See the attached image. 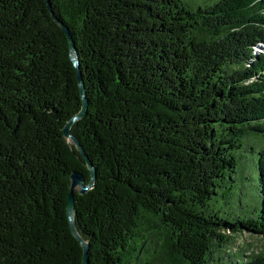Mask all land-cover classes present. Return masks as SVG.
Listing matches in <instances>:
<instances>
[{
    "label": "trees",
    "instance_id": "trees-1",
    "mask_svg": "<svg viewBox=\"0 0 264 264\" xmlns=\"http://www.w3.org/2000/svg\"><path fill=\"white\" fill-rule=\"evenodd\" d=\"M49 3L87 98L70 132L96 174L74 191L88 264H264L230 252L237 234L264 238V0ZM76 74L46 0H0V264H81L66 203L70 173H90L62 133ZM247 135L260 205L229 220L208 201Z\"/></svg>",
    "mask_w": 264,
    "mask_h": 264
},
{
    "label": "rangeland",
    "instance_id": "rangeland-1",
    "mask_svg": "<svg viewBox=\"0 0 264 264\" xmlns=\"http://www.w3.org/2000/svg\"><path fill=\"white\" fill-rule=\"evenodd\" d=\"M181 1L186 7L194 10L197 7L204 8L212 5L218 0ZM254 50L259 53L262 50L261 45L255 47ZM258 140L252 135L245 137V145L235 152L239 158L235 171L219 182L216 194L212 195L208 201L210 210L214 209L229 220H235L237 217H255L256 210L259 208L258 155L255 150L251 149V146L255 148L259 145ZM233 242L230 252L238 253L241 260H246L253 252L259 253L264 250V238L247 232L237 234Z\"/></svg>",
    "mask_w": 264,
    "mask_h": 264
},
{
    "label": "water",
    "instance_id": "water-1",
    "mask_svg": "<svg viewBox=\"0 0 264 264\" xmlns=\"http://www.w3.org/2000/svg\"><path fill=\"white\" fill-rule=\"evenodd\" d=\"M48 7L51 11V16L54 19V21L59 24V26L63 29V31L66 33V36L68 38L69 42V50H70V58L73 62V65L76 69V75L77 77V83L79 86V92H80V98H81V107L80 109L67 120L65 125L63 126L62 133L65 138V140L69 143H72L74 146H76V149L80 152L82 157L84 158L85 164L87 169L90 173V179L88 182L85 181L84 176L76 171L71 172L70 174V189L67 197L66 203V213L68 216L69 226L70 230H72L73 236L78 240L82 247V257H81V264H88V242L80 235L78 232L75 221H74V215H75V207H74V191L77 190L79 194H84L88 189H91L94 186L95 181V168L93 164L89 161L88 156L84 153V150L82 149V146L78 142V140L71 134L70 129L72 127V124L76 121L82 118L86 112L87 109V98L85 94V88L83 84V80L81 77V71L79 66V59L78 54L76 51V48L74 46V42L72 40V37L67 29V27L56 17L54 16L49 0H46Z\"/></svg>",
    "mask_w": 264,
    "mask_h": 264
}]
</instances>
